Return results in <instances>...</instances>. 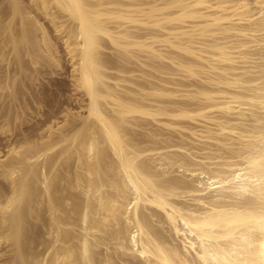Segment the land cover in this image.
<instances>
[{"label": "bare ground", "instance_id": "obj_1", "mask_svg": "<svg viewBox=\"0 0 264 264\" xmlns=\"http://www.w3.org/2000/svg\"><path fill=\"white\" fill-rule=\"evenodd\" d=\"M0 264H264V0H0Z\"/></svg>", "mask_w": 264, "mask_h": 264}, {"label": "rangeland", "instance_id": "obj_2", "mask_svg": "<svg viewBox=\"0 0 264 264\" xmlns=\"http://www.w3.org/2000/svg\"><path fill=\"white\" fill-rule=\"evenodd\" d=\"M58 77V76H57ZM61 78H63V76H60Z\"/></svg>", "mask_w": 264, "mask_h": 264}]
</instances>
